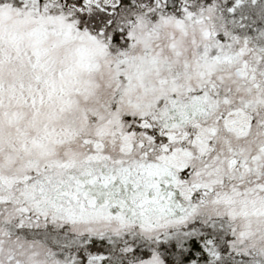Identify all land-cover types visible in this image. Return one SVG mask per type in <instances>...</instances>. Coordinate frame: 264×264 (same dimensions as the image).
Listing matches in <instances>:
<instances>
[{
	"label": "snow or ice",
	"instance_id": "6c2138e0",
	"mask_svg": "<svg viewBox=\"0 0 264 264\" xmlns=\"http://www.w3.org/2000/svg\"><path fill=\"white\" fill-rule=\"evenodd\" d=\"M0 264H264V0H0Z\"/></svg>",
	"mask_w": 264,
	"mask_h": 264
}]
</instances>
